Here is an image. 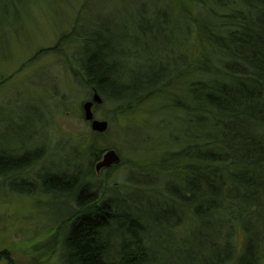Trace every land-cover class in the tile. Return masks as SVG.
Segmentation results:
<instances>
[{"label": "trees", "instance_id": "trees-1", "mask_svg": "<svg viewBox=\"0 0 264 264\" xmlns=\"http://www.w3.org/2000/svg\"><path fill=\"white\" fill-rule=\"evenodd\" d=\"M28 1L0 0V40L9 11ZM197 3L191 24L183 21L188 50L164 36L144 56L76 29L61 37L73 79L101 104L124 112L152 101L182 127L176 147L164 148L163 179L128 182L142 202L121 195L127 190L101 197L95 138L83 151L77 144L70 176L66 167L42 168L39 151L0 155V188L61 206L46 214L56 232L43 247L59 264H264V0Z\"/></svg>", "mask_w": 264, "mask_h": 264}, {"label": "rangeland", "instance_id": "rangeland-1", "mask_svg": "<svg viewBox=\"0 0 264 264\" xmlns=\"http://www.w3.org/2000/svg\"><path fill=\"white\" fill-rule=\"evenodd\" d=\"M197 1L29 0L24 7L9 11L8 26L2 28L0 40V155L16 157L22 149L30 154L39 151L42 168L62 171L66 167L70 176L77 169L73 157L77 144L83 151L95 138L101 150L97 161L108 150L120 159L117 165L98 172L94 161L91 173L100 180L97 189L101 197L127 190L121 195L144 201L143 193L134 191L128 182L143 176L153 182L163 179L160 166L169 152L164 148L176 147L172 136L181 132V122L174 119L177 114L166 117L162 105L152 101L124 112L101 104L93 108L95 119L106 121L108 129L95 136L82 121L81 111L92 95L73 79L72 52L67 50L69 44L60 40L76 29L77 36L112 41L118 51L141 56L152 47L151 42L158 43L163 36L171 37L167 39L171 43L164 42L163 47L168 44L188 50L183 21L191 24L196 9L202 7ZM157 13L170 17L172 28H165ZM182 38L185 42L181 45ZM188 42L191 46L192 36ZM163 47L151 51L159 53ZM124 63L128 67L135 64L132 60ZM13 186L21 188L20 184ZM53 199L0 188V264H59L50 250L43 249L56 232L46 214L61 212Z\"/></svg>", "mask_w": 264, "mask_h": 264}, {"label": "water", "instance_id": "water-1", "mask_svg": "<svg viewBox=\"0 0 264 264\" xmlns=\"http://www.w3.org/2000/svg\"><path fill=\"white\" fill-rule=\"evenodd\" d=\"M95 104H101V98L97 94H94L90 101L84 103L83 109H81L83 117L86 123L89 124L90 131L94 133H104L108 127V124L105 121L95 120L92 112ZM118 160L119 157L115 154V152L110 151L103 156L102 161L96 165L95 170L98 172L102 169H108L112 166H115L119 163Z\"/></svg>", "mask_w": 264, "mask_h": 264}, {"label": "bare ground", "instance_id": "bare-ground-1", "mask_svg": "<svg viewBox=\"0 0 264 264\" xmlns=\"http://www.w3.org/2000/svg\"><path fill=\"white\" fill-rule=\"evenodd\" d=\"M94 94H97L96 92H94V91H92V93H91V97H93V95ZM98 95V94H97ZM91 100V99H90ZM101 103H102V101H101ZM83 105L84 104H82V106H81V109H83ZM99 105H101V104H99ZM95 106H98V105H96L95 104ZM82 111V110H81ZM92 112H93V115H94V109H92ZM94 118H95V115H94ZM82 121H84L85 123H86V121L84 120V117H83V113H82ZM96 120V119H95ZM98 121H101V120H98ZM102 121H104V120H102ZM106 122V121H105ZM88 124V123H87ZM108 124V123H107ZM89 125V124H88ZM107 129H108V127H107ZM107 129H106V131L104 132V133H94V132H92L93 134H95V136L97 135V136H99V135H103V134H105L106 132H107ZM97 143V142H96ZM97 145H98V143H97ZM99 146V145H98ZM117 150V149H116ZM110 151H113V150H108V151H106L103 155H102V158H103V156L106 154V153H108V152H110ZM113 152H115V151H113ZM116 154V153H115ZM117 155V154H116ZM118 156V155H117ZM119 157V156H118ZM120 160V159H119ZM118 160V161H119ZM100 161H102V159L100 160ZM100 161H97V163H96V165L100 162ZM120 162V161H119ZM135 186V185H134Z\"/></svg>", "mask_w": 264, "mask_h": 264}]
</instances>
